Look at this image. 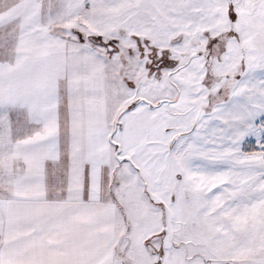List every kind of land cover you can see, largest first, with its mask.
I'll list each match as a JSON object with an SVG mask.
<instances>
[{
	"label": "snow or ice",
	"instance_id": "snow-or-ice-1",
	"mask_svg": "<svg viewBox=\"0 0 264 264\" xmlns=\"http://www.w3.org/2000/svg\"><path fill=\"white\" fill-rule=\"evenodd\" d=\"M0 264H264V0H0Z\"/></svg>",
	"mask_w": 264,
	"mask_h": 264
}]
</instances>
